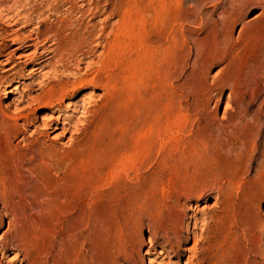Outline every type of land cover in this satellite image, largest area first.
Returning a JSON list of instances; mask_svg holds the SVG:
<instances>
[{
    "label": "rangeland",
    "instance_id": "rangeland-1",
    "mask_svg": "<svg viewBox=\"0 0 264 264\" xmlns=\"http://www.w3.org/2000/svg\"><path fill=\"white\" fill-rule=\"evenodd\" d=\"M0 12L3 37L23 12L21 33L83 41L65 57L68 90L100 78L54 112L36 98L62 75L59 56L35 69L34 48L0 40L26 67L8 96L19 78L0 64V169L19 171L0 196V264L26 253L28 264H264V79L252 81L250 62L264 0H0ZM117 33L120 63L107 70ZM83 121L98 132L71 137ZM128 135L130 155L110 161Z\"/></svg>",
    "mask_w": 264,
    "mask_h": 264
},
{
    "label": "bare ground",
    "instance_id": "bare-ground-1",
    "mask_svg": "<svg viewBox=\"0 0 264 264\" xmlns=\"http://www.w3.org/2000/svg\"><path fill=\"white\" fill-rule=\"evenodd\" d=\"M3 14H4V12H0V15L3 16ZM17 17H18V19H17L16 23L20 24L19 29L18 30L16 29V31L13 30L15 32L8 33L5 37L0 35V40H2V44L4 45V47L6 49H8L9 46L6 44V42L9 41V40H12L14 42H17V44L20 45V47H18V48H22V47H24V48H34V51L31 53V55L29 54L32 57L30 58V61H29L28 64H34L35 66H37V67H35V69H41V68L47 67V64H45V63H47L50 59H53L54 57H58V56H59V61L57 62L58 65H56L55 67L52 66V70H53L52 72H53V74H54V72L58 73L60 71L59 68H63L62 75H55L53 82H50L49 84H43V83L40 82V84H38L41 87L42 96L36 98V101H39L45 107H49L50 106L51 108H54L55 109L54 112L62 111L64 106H66V99H67V97L69 98L71 92H76L77 90L85 87L86 85H94V84H97V83L99 84L100 78H98L97 76H95V77L93 76V78H84L83 76L82 77L79 76L77 81L72 83V89L68 90L69 85H71L70 81H68V75H70L69 74L70 73V67L66 63L65 57L67 58V56H68L69 58H73L77 54L76 52L81 50V47L84 44L83 41H80V42H78L77 40L75 41V38L68 39V40H65V41H61L59 39V37H53V36H52V38L50 37V38L43 39L42 38L43 37V33H37V32H34V31L32 32L31 30L30 31L32 33H21V31L28 26L29 18L23 12H18ZM258 35H262L261 36L262 38L264 37V33H261V34L260 33H254L252 35L251 39H250V42H251L250 43V45H251L250 62H251L252 81L253 82L258 80V79H264V39L261 40L260 42H256L255 38ZM74 36H76V35H74ZM123 39L125 40V38H123L122 34L121 33H117L115 35L114 40L108 44V49H109L108 53H107L108 55L105 57L106 60L104 61L105 69L108 70L111 67V63H115L116 67L119 65L120 62H118L117 60H118V57H120L119 56V52H120L121 46L124 43ZM75 42H78V43H75ZM48 43H51V44L48 45ZM70 45H71V47H69ZM13 53H14V51H8V50H4L3 53H0V58L4 57L3 60H0V64H3V65L7 66V68L5 69V72L12 73L13 75L18 76V78H19L18 82L13 86V88H7L5 90V94L8 95V96L16 94V92H18V91L20 92V90L24 89L23 87H21V85H24V83L21 81V78L25 74L26 67H24L23 63L21 64L20 62H16ZM29 55H27V56H29ZM82 55L84 56L83 58H86V53H82ZM142 57L143 58H147L149 60L150 64L152 63L151 58H149L148 56L143 55ZM140 60H138L137 57L132 58V62L130 61L131 65L129 64L130 67H132V71L133 70L134 71L135 70L138 71V68H137L136 64H139ZM150 64H149V66H150ZM102 65H103V63H102ZM125 66H126V64H125ZM121 67H123V66H120V70H121ZM129 71H130V69H129ZM98 73H100V72H98ZM257 74H259V76H257ZM108 80H109V78H108ZM29 89L31 90V86H29L27 91H29ZM25 94H26V90H25ZM21 99H23V98H15V97L13 98L12 105H14L13 106L14 109H16L18 107L17 106L18 102H20ZM82 100L84 101L85 99H82ZM84 103H85V101H84ZM81 104H83V103H81ZM88 110L89 109H87L86 112H88ZM19 111H22V110L20 109ZM98 113L96 114L97 116H98ZM95 122H97V121H95ZM99 122H97V123H95L93 125H91L88 122H84V124L86 126H83V127L79 126V122H78L77 126L75 127V132H74V130L72 131V136L71 137H73L74 134L80 133L81 131H86L87 134H95L96 132H98L97 130L100 127L99 126V124H100ZM68 124H70V122H68ZM133 124H136V123H133ZM133 124H132V126H134ZM46 127L49 128V127H51V125H46ZM132 128L135 129L134 127H132ZM63 130H64V132H69L70 131L69 128H65V127L63 128ZM128 136H130V138L128 137L129 141L124 144V147H120V148H118V150L112 151L110 156H112L111 158L113 160L110 159V161H114L115 159H117L120 162V159H123L125 157V155H127L126 153L129 152V150L131 148V145L134 142V139H133V141L130 140V139H132L131 135H128ZM131 141H132V143H131ZM87 143H88V141L85 144H87ZM130 152H131V150H130ZM44 156H45V154H44ZM40 158L42 159V157H40ZM117 160H115V161H117ZM17 172L19 173V171H17V169H9V170H6V171H3V170L0 169V176H1V180H0L1 181L0 182V196H3V197L7 196L8 190H9L8 189V187H9L8 185L11 184V182L13 180V177H15V173H17ZM113 172H115V171H113ZM118 174H119L118 177H122V173H118ZM74 186H75V184H74ZM74 186H72V187H74ZM64 189H62V192L58 195L59 199L58 198L57 199L60 200L63 197L64 198V203H66V204H70V203L74 202V200L76 199V196H78V194H76V192H74L72 190L71 184H70V187H68V189L67 188L65 190ZM81 190H79V191H81ZM111 190H112V188H111ZM111 190L110 189H103V191L100 192L101 197H102V195L104 196L106 194L108 195V193L110 194L111 192H114L113 190L112 191ZM129 193H130V191H129ZM138 193L139 192H137V194H136V192H133L132 194H129V195H131L130 197H132L133 202L137 201ZM10 194H11V192H10ZM11 223H9V225H8L9 226V230H11V228H12V224ZM4 236H5V234L0 237V241L2 240V238ZM149 243L152 244L153 240H149ZM21 254H22V252H17L16 256L19 257V256H21ZM29 258H30V254L26 253L24 255V258L21 260V264H23V262H27V264H28ZM73 261H72V263H73ZM75 261H77V259Z\"/></svg>",
    "mask_w": 264,
    "mask_h": 264
}]
</instances>
